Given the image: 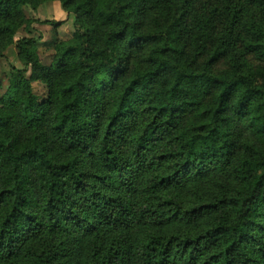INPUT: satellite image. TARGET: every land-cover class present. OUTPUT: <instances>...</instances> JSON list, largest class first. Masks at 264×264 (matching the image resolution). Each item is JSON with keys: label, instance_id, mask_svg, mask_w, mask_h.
<instances>
[{"label": "trees", "instance_id": "16d2710c", "mask_svg": "<svg viewBox=\"0 0 264 264\" xmlns=\"http://www.w3.org/2000/svg\"><path fill=\"white\" fill-rule=\"evenodd\" d=\"M40 1L49 0H0V42L39 23L22 7ZM74 1L61 0L76 15L75 37L56 47L50 65L39 60L36 39L15 43L25 68H13L0 110V203L9 205L0 218V259L63 234L53 251H33L32 264H261L264 240L254 230H264V84L235 67L211 70L229 54L238 12L221 36L224 16L194 9L197 0H161L168 13L148 30L136 17L153 0H81L69 8ZM245 2L264 9V0ZM80 13L91 14L94 27ZM245 25L244 49L264 60V22ZM142 50V68L130 71L132 52ZM37 81L52 90L50 100L39 101ZM53 104L52 130L77 158L49 156L37 140L21 149L8 134L16 120L39 127ZM230 109L248 115L262 146L246 147L235 163ZM184 115L196 119L187 129ZM29 164L41 170V214L27 208ZM215 171L235 182L225 196L181 197L191 175L197 182ZM223 207L230 212L220 214Z\"/></svg>", "mask_w": 264, "mask_h": 264}, {"label": "rangeland", "instance_id": "374dc122", "mask_svg": "<svg viewBox=\"0 0 264 264\" xmlns=\"http://www.w3.org/2000/svg\"><path fill=\"white\" fill-rule=\"evenodd\" d=\"M80 1L81 0H75L74 3L69 4L68 7L76 8V5ZM98 1L99 0L93 2L97 3ZM195 4L194 9L196 10L203 9L211 13L216 10L217 18L215 20H218L219 18L221 19V16H224V20L219 21V35L221 36L226 35L230 20L235 17V11L238 12L235 31L233 32L230 41H228L229 45H227L230 47L229 54L211 67L213 73H222L225 70L235 67L240 73L250 75L255 84H264V60H260L256 54L244 49V41L250 37V33L245 24L246 22L251 21L264 22L263 7L246 3L245 0H197ZM229 4H231V7L228 6ZM165 5V2L161 0H153V2L148 5L153 9H146L144 14H138L137 16L139 17L136 18L139 23L142 22V24L140 23L139 30H148L151 28L153 26V18L155 21L157 19L163 21V14L168 13ZM224 8H227V13ZM22 11L27 20L39 21V23L22 26L16 35H14L12 43H10V40L0 42V110L7 102L5 92L9 88L10 79L13 76V68L19 70L25 68L24 58L19 54V50L15 46V43L18 40L23 38L36 39L39 42L37 50L39 60L44 65H50L56 53V47L71 42L75 37L76 15L74 13L68 14L63 8L61 0H49L48 2L40 1V3L35 5V8L30 5L23 6ZM80 14L86 25L88 24L89 27H91V25L94 27V20L91 14L87 17L82 13ZM189 18L186 21L188 24L190 23ZM47 20L58 22L60 25L52 26L49 24H41V22ZM99 32L100 31L97 30V35H99ZM201 41L203 42L202 39ZM215 47L216 46L213 48ZM144 52V50L132 52L131 61L129 62L130 71H132L136 65L142 68ZM191 53H195V51L191 49ZM201 65H203L202 62ZM28 71L29 72L26 76L27 78H30L31 68H29ZM32 86L33 91L40 102L50 100L52 90L47 84L37 81L33 82ZM213 95L216 96L217 91L214 92ZM54 113L55 104L50 107V110L44 118V122L37 128L28 127L21 122V120H16L8 129V134L16 141L15 143L21 149L28 147L30 141L37 140L42 143L41 145L45 147L46 153L49 156H53L61 161L77 158L78 153L72 152L63 146L53 132L52 119ZM228 116L233 120L229 126V135L231 139L230 141L232 142L231 162L235 163L240 157L247 154L246 147H256L259 149L262 146L259 144V138L256 136V131L248 119V115L240 117L230 109ZM195 122L196 119L193 116L184 115L181 124L184 129H187ZM83 163L85 164L84 159H82L81 166H83ZM24 169L29 178V185L27 187L29 204L27 208L33 212L36 211V213L41 214L44 200V193L41 191V170L33 164H29ZM5 172V169L0 167V189L4 187L3 181L6 176ZM226 186L234 188L235 182L230 179L225 172H212L207 178L199 179L197 182L194 180L193 175H191L188 178V184L180 190L179 194L181 197H184V199L189 197L191 200H198L201 197L210 198L211 196H219V198H221L222 196H225L226 192H228L225 189ZM262 209L264 210V205L262 206ZM8 210V203H0V218ZM230 210L229 207H223L220 209L219 213H229ZM41 217L43 216L41 215ZM189 230L191 229L181 230V232H187ZM254 231L259 238L264 240V230ZM62 239L63 234L44 235L37 243L34 242V245L26 246V252L18 258L9 260L8 262L0 259V264H32L33 259L30 254L33 251H53L56 247V243H61ZM255 248L256 247L253 246L249 249L252 254H254ZM61 262H64V259H62ZM261 264H264V260Z\"/></svg>", "mask_w": 264, "mask_h": 264}]
</instances>
